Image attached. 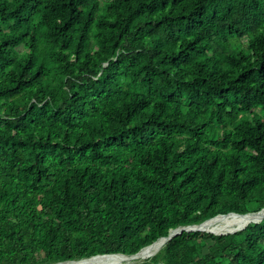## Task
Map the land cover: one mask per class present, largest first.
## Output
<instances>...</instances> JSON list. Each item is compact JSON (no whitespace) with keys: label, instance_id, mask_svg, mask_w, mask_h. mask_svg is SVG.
<instances>
[{"label":"trees","instance_id":"obj_1","mask_svg":"<svg viewBox=\"0 0 264 264\" xmlns=\"http://www.w3.org/2000/svg\"><path fill=\"white\" fill-rule=\"evenodd\" d=\"M263 209L264 0H0V264ZM140 264H264V220Z\"/></svg>","mask_w":264,"mask_h":264},{"label":"bare ground","instance_id":"obj_2","mask_svg":"<svg viewBox=\"0 0 264 264\" xmlns=\"http://www.w3.org/2000/svg\"><path fill=\"white\" fill-rule=\"evenodd\" d=\"M68 162V161H67ZM257 221V218L250 217H240V216H231L227 218H217L212 220L205 226V230L209 233L222 235L231 232H237L246 228L252 222ZM160 243L155 244L153 247L146 249L142 253V258L129 259L122 255H108L103 257H98L95 259L82 261L79 263H69V264H126L131 263L137 259H147L153 256V254L160 247Z\"/></svg>","mask_w":264,"mask_h":264},{"label":"water","instance_id":"obj_3","mask_svg":"<svg viewBox=\"0 0 264 264\" xmlns=\"http://www.w3.org/2000/svg\"><path fill=\"white\" fill-rule=\"evenodd\" d=\"M229 216H240V217H250V218H257V221H254L252 223H260L264 220V209L257 212V213H248V214H237V213H229L227 215H220V216H217L215 218H212L210 220H207L205 221L204 223L200 224V225H193V226H188V227H180V228H177L175 230H172L169 234L168 237H164V238H161L158 242L154 243L153 245L143 249L141 252L133 255V256H126V255H122V254H112V255H122V256H125L129 259H134V258H142V253L143 251H145L146 249L148 248H151L153 247L155 244H158L160 243V247L158 248V250L153 254V256H155L156 254H158V252L170 241L172 240L174 237L182 234L183 232H188V233H193V232H205V233H209V231L205 230V226L208 225V223H210L212 220L214 219H217V218H227ZM246 228L242 229V230H245ZM240 230V231H242ZM238 232V231H237ZM233 233H236V232H231V233H226L224 235H227V234H233ZM217 235V234H216ZM223 235V234H222ZM103 256H108V255H99V256H95V257H91V258H88V259H83V260H79V261H72V262H65V263H58V264H69V263H79V262H82V261H87V260H91V259H95V258H98V257H103ZM152 256V257H153Z\"/></svg>","mask_w":264,"mask_h":264},{"label":"rangeland","instance_id":"obj_4","mask_svg":"<svg viewBox=\"0 0 264 264\" xmlns=\"http://www.w3.org/2000/svg\"><path fill=\"white\" fill-rule=\"evenodd\" d=\"M45 1V0H44ZM224 235V234H223ZM154 257V256H153ZM153 257H150V258H147V259H144V260H142V259H137V260H135V261H133V262H131V263H126V264H140V263H143V262H145V261H147V260H149V259H152Z\"/></svg>","mask_w":264,"mask_h":264}]
</instances>
